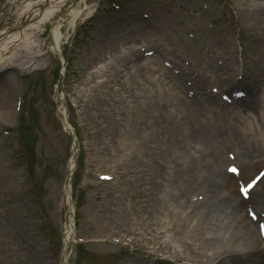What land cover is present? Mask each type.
I'll use <instances>...</instances> for the list:
<instances>
[{
	"label": "rangeland",
	"instance_id": "1",
	"mask_svg": "<svg viewBox=\"0 0 264 264\" xmlns=\"http://www.w3.org/2000/svg\"><path fill=\"white\" fill-rule=\"evenodd\" d=\"M73 8L81 10L74 28L67 12L58 18L68 58L59 97L48 26L36 35L39 69H0V264H63L72 137L57 120L61 95L78 148L66 264H182L156 250V222L184 193L204 195L196 189L202 164L225 172L245 165L242 152L264 129V0H86ZM16 18V2L0 0V31ZM110 26L121 43L98 44ZM146 57L152 70L140 64ZM233 85L245 96L235 99ZM236 113L253 117V136L232 133ZM100 172L112 179L98 180ZM262 191L264 177L255 186Z\"/></svg>",
	"mask_w": 264,
	"mask_h": 264
},
{
	"label": "bare ground",
	"instance_id": "2",
	"mask_svg": "<svg viewBox=\"0 0 264 264\" xmlns=\"http://www.w3.org/2000/svg\"><path fill=\"white\" fill-rule=\"evenodd\" d=\"M84 1L13 0L16 2L17 18L12 27L0 31V68L12 66L22 69L33 64L35 62L33 58L40 55L41 49L36 35L45 24L51 28L53 48L59 47L62 38L59 14L68 12V24L72 27L80 14V9L73 8V5L75 2ZM119 31V27L104 30L103 37L97 42L101 45L118 42L112 33L118 34ZM141 64L145 68L153 67L148 60L142 61ZM245 121L246 125L242 123L233 127L232 133L242 132L241 135L247 136L259 128L256 123L252 124L250 119L246 118ZM256 132L260 140L257 144L264 146V129ZM254 152L257 153L258 149L253 148L251 151L247 149L242 152L246 164L241 166L239 176L251 175L257 162H264V156ZM73 164L72 160L69 168ZM199 174L197 186L195 184L194 186L202 190L203 200L194 201L192 196L189 198L187 193L183 194V199L176 209L169 212L166 220L159 221V227L164 232H170L169 238L156 237V229L155 235L152 234V238L156 240L153 243L156 250L169 249L172 256L184 260L183 264L191 261L197 264H247L246 261L248 264H251L250 262L264 264V248L260 233L254 229L253 220L243 214L245 199L240 194L232 195L229 192H235L236 189L238 192L236 177L212 162L202 164ZM249 201L257 214L255 219L257 225L260 221L264 223V215H261V212L264 213V191L259 196L253 197L252 194ZM70 225L72 231L71 221ZM160 232L161 230L158 234ZM232 259H240L241 262Z\"/></svg>",
	"mask_w": 264,
	"mask_h": 264
},
{
	"label": "snow or ice",
	"instance_id": "3",
	"mask_svg": "<svg viewBox=\"0 0 264 264\" xmlns=\"http://www.w3.org/2000/svg\"><path fill=\"white\" fill-rule=\"evenodd\" d=\"M232 171H236V169L235 168H232Z\"/></svg>",
	"mask_w": 264,
	"mask_h": 264
}]
</instances>
